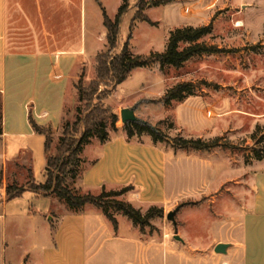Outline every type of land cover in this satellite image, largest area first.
<instances>
[{"label": "crops", "instance_id": "0c3cea01", "mask_svg": "<svg viewBox=\"0 0 264 264\" xmlns=\"http://www.w3.org/2000/svg\"><path fill=\"white\" fill-rule=\"evenodd\" d=\"M123 1L116 0L109 9V0H0V264H264V159L234 162L225 150L228 147L175 148L171 143L133 141L121 133L92 151L95 158L80 180L84 192L95 195L103 188L132 186L128 201L142 212L157 206L167 215L180 204H184L180 210L188 205L210 206L213 212L206 233L198 238L183 229L185 223L179 218L177 230L164 223L161 233H152L133 222L123 229L121 214L116 216L115 229L91 203L80 212L66 210L56 217L54 206L62 208L63 204L54 195L26 190L7 200L11 161L31 155L29 168L34 179L46 180V139L33 129L30 109L39 124L54 129L61 126L67 89L78 62L87 60L88 44L95 38L107 42L103 8L116 15ZM257 2L169 0L149 6L147 15L159 21L148 13L163 8L171 16V30L201 26L191 22L198 17L213 21L218 30L224 13H233L232 19L239 24L232 30L242 36L231 44L247 45L264 37L249 14ZM184 6L194 11L192 16H179ZM174 102L180 104L179 110L185 107L184 101ZM192 112L203 130L211 132L220 124L203 122ZM257 119L264 124V113ZM179 127L177 136H183ZM221 134L197 138L209 141L222 138ZM225 160L242 165L243 170L221 182L220 164ZM28 180L29 171L20 183L14 181L25 185ZM220 198L232 202L226 210H217ZM175 233L182 241L175 239ZM219 244L227 245L223 252L215 250Z\"/></svg>", "mask_w": 264, "mask_h": 264}, {"label": "rangeland", "instance_id": "374dc122", "mask_svg": "<svg viewBox=\"0 0 264 264\" xmlns=\"http://www.w3.org/2000/svg\"><path fill=\"white\" fill-rule=\"evenodd\" d=\"M257 1V7L251 9L249 14L257 30L264 32V0ZM115 2L116 0H109V9H112ZM148 9L149 6L140 9V0H129L128 9L123 16L117 47L113 50V54L121 53L126 41L129 42V48L135 55L145 56L151 51L165 50L173 23L171 16L163 8H155L148 13L152 19L159 20L153 21L155 25L139 18L133 19L137 15H147ZM185 9H189V12ZM193 13L194 11L190 7L184 6L179 16L188 18ZM219 13L217 12L216 15ZM108 15L112 18L115 17V13L108 12ZM232 17L233 13L225 12L219 22L220 29H214L211 34L204 36L202 41L224 48H237V51L197 55L185 62L180 68L161 67L158 63L149 67L135 68L123 83L118 85H113L110 82L107 83L108 85L103 84L96 94V99L88 102L80 100L77 85L82 83L84 86H88L97 78L99 55L108 52L109 49L105 39L95 38L88 44L87 60L78 62L70 79L65 97L62 124L55 131L51 145L52 153H54L63 134L64 126L67 123L73 125L78 118L86 113V106L90 104L109 110V114L103 119L107 125L108 139L121 133H127L121 111L125 107L137 105L136 115L148 122V124L143 122L140 124L153 126L160 132L162 138L179 135L181 128L179 126H182L181 133L187 138L208 137L221 134L223 130L221 134L223 142L234 146L232 149H225L231 154L234 162L253 157V149L260 150L264 154V141H260L264 138V124L257 121L259 120L257 119L258 116L264 113V37L253 44H231L234 39L242 36L238 31L233 32L232 27L239 23L234 21ZM191 22L199 25L214 23L213 21H206L204 17H198V20ZM131 23H133L132 30H130ZM130 34L131 38L129 39ZM186 45L183 43L180 47L183 48ZM14 46L24 47L20 44ZM181 82H193L194 90L192 95L183 100L186 102L185 107L179 110L181 106L178 102L168 105L163 98L171 87ZM192 110L195 111L201 121L212 124L218 121L220 124H217L211 132L208 129L203 130L201 126L196 124L195 114ZM111 115H116L119 118L115 126L112 124ZM257 126L260 128L257 129ZM254 131L257 133L256 140L251 138ZM130 139L169 144L164 139L162 141L155 140L149 132H144L139 136L134 135ZM104 142L98 137H93L91 142L84 146L80 154L83 159L81 167L78 169L76 178L69 179V185L75 189L76 193H85L80 187L81 177L95 158L96 153L92 151L95 152L96 147ZM31 160V155H26L25 158L20 157L18 160L11 161L7 173L9 181L16 180L20 183L19 181L23 177L27 178ZM242 170V165L233 166L229 160H225L220 164L218 181L222 182L237 177ZM230 186L229 184L228 187ZM123 187L106 188V191L121 190ZM127 193L109 198L129 202ZM61 202L62 208L59 205L53 208V214L56 217L66 210L71 211L65 201L61 200ZM229 202V198H220L217 210H226L232 203ZM146 212L143 211V213ZM212 212L210 206L207 205L193 207L188 205L180 210L178 217L176 216L177 223H179V218L185 223L183 229L198 238L206 233V227L210 222L209 216ZM114 214L117 216L121 213L114 212ZM153 222H156L157 225H154ZM120 223L123 229H129L130 225L133 224L132 220L123 214L120 215ZM151 223L153 228L146 226L147 232H160L159 228H164V223L170 224L173 231L175 229L174 224L167 219L166 215L162 219L159 217L152 219Z\"/></svg>", "mask_w": 264, "mask_h": 264}, {"label": "trees", "instance_id": "16d2710c", "mask_svg": "<svg viewBox=\"0 0 264 264\" xmlns=\"http://www.w3.org/2000/svg\"><path fill=\"white\" fill-rule=\"evenodd\" d=\"M167 0H140V9L146 6H159L166 3ZM129 6V0H124L119 7L114 18L110 17L103 8L104 25L107 29V45L108 52L99 55L97 78L88 86L82 83L77 85L80 100L88 102L94 101L96 94L103 84L112 83L118 85L123 83L132 70L138 67H149L158 63L161 67L173 66L175 68L182 67L185 62L197 55L231 53L237 51V48H224L215 44H208L202 41V38L211 34L214 30L213 23L201 26H184L178 27L170 31L169 39L165 50L151 51L148 55H135L129 48V42L123 45L122 52L113 54V50L117 47L123 16ZM141 19L155 25L146 14L135 16L133 19ZM131 23L130 30L133 28ZM131 38V34L129 39ZM187 45L181 48V44ZM193 82H181L171 87L163 100L166 104L171 105L173 101H183L193 94ZM109 114V110L98 105H87L86 113L71 125L67 123L64 126L63 134L55 148L54 153L51 151V145L56 129L52 125L39 124L33 114L29 111V121L33 129L45 136V153L47 157L46 164V180L37 182L29 170V180L25 185H19L16 181L9 182L6 187L7 200H13L21 196L26 190H31L44 196L54 195L66 202L71 211L80 212L83 207L88 204H94L102 209L103 214L112 222L115 229L118 228V220L114 212H119L129 217L132 222L145 231L146 226L153 228L151 220L156 217H163L164 210L157 206L150 207L146 213L136 208L130 202L117 198H109L115 195H122L132 189V186H124L121 190L102 189L98 195L92 193H76L75 189L69 185V179H75L78 169L81 167L83 159L80 154L84 146L91 142L93 137H98L101 141L109 138L107 125L104 117ZM112 124L115 126L119 118L111 115ZM3 112H2V94L0 92V135L3 133ZM260 126H257L259 129ZM125 129L129 138L134 135H141L149 132L155 140L163 139L172 144L175 148L184 149H201L209 150L216 147L234 148L232 144L224 143L218 137L213 140H203L201 138H185L183 136L162 138L160 132L150 125L144 126L138 122H130L125 125ZM256 140L257 133L254 131L251 135ZM260 141H264V138ZM253 157L262 160L264 154L257 149H253ZM246 161H249L246 158ZM2 181V172L0 171V183ZM114 210V212H113Z\"/></svg>", "mask_w": 264, "mask_h": 264}, {"label": "water", "instance_id": "95a60500", "mask_svg": "<svg viewBox=\"0 0 264 264\" xmlns=\"http://www.w3.org/2000/svg\"><path fill=\"white\" fill-rule=\"evenodd\" d=\"M136 108H137V105H134L132 107H125L122 109L121 111V117H122V121L127 124V123H130V122H143L144 124H148L147 121L145 120H142L141 118H139L137 115H136ZM153 127V126H152ZM154 128V127H153ZM184 204H180L178 205L175 209H173L172 211L168 212L166 217L168 220L172 221V223L174 224L176 230H177V219H176V215H177V212L180 210V208L183 206ZM175 239L177 240H180L182 241V238L180 237V235L178 233H175ZM226 244H219L217 247H216V251L217 252H223L226 248Z\"/></svg>", "mask_w": 264, "mask_h": 264}, {"label": "built area", "instance_id": "2783aa9c", "mask_svg": "<svg viewBox=\"0 0 264 264\" xmlns=\"http://www.w3.org/2000/svg\"><path fill=\"white\" fill-rule=\"evenodd\" d=\"M55 76H56V77H58V75H57V74H56Z\"/></svg>", "mask_w": 264, "mask_h": 264}]
</instances>
